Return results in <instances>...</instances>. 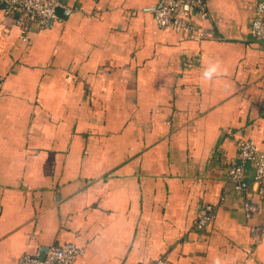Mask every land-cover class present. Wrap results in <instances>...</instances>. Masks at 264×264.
Listing matches in <instances>:
<instances>
[{
	"label": "crops",
	"instance_id": "0c3cea01",
	"mask_svg": "<svg viewBox=\"0 0 264 264\" xmlns=\"http://www.w3.org/2000/svg\"><path fill=\"white\" fill-rule=\"evenodd\" d=\"M203 1L204 37L156 27L159 0H56L25 39L0 12V264L67 242L70 264H264V181L228 176L240 140L264 150L259 0Z\"/></svg>",
	"mask_w": 264,
	"mask_h": 264
},
{
	"label": "built area",
	"instance_id": "2783aa9c",
	"mask_svg": "<svg viewBox=\"0 0 264 264\" xmlns=\"http://www.w3.org/2000/svg\"><path fill=\"white\" fill-rule=\"evenodd\" d=\"M56 0H0V12L9 15L20 30L22 39L30 23L36 22L38 27L45 25L56 18ZM203 0H159L152 9V17L156 26L160 29H174L193 33L196 37L207 35L201 22L206 17ZM250 34L253 38L264 39V0L257 3L255 17L250 25ZM254 161V181H264V150L257 147L249 140H240L235 160L228 170L229 178L234 182L236 190L241 189V180L244 167L248 161ZM254 210L251 203L246 202L247 216ZM215 217L213 204L201 205L196 213L194 221L198 229L207 226ZM252 231H262L254 227ZM43 256L41 257V251ZM34 254H24L23 264H70L77 256L83 253V248L75 243L67 242L61 245H48ZM147 264H169L159 256Z\"/></svg>",
	"mask_w": 264,
	"mask_h": 264
},
{
	"label": "clouds",
	"instance_id": "9594fccd",
	"mask_svg": "<svg viewBox=\"0 0 264 264\" xmlns=\"http://www.w3.org/2000/svg\"><path fill=\"white\" fill-rule=\"evenodd\" d=\"M221 71V65L219 61L212 62L208 65L203 73V77L207 81H211L214 76H217ZM214 264H220L219 259H217Z\"/></svg>",
	"mask_w": 264,
	"mask_h": 264
},
{
	"label": "trees",
	"instance_id": "16d2710c",
	"mask_svg": "<svg viewBox=\"0 0 264 264\" xmlns=\"http://www.w3.org/2000/svg\"><path fill=\"white\" fill-rule=\"evenodd\" d=\"M259 1H261V0H259ZM259 1H258V2H259ZM258 2H257V3H258ZM12 19H13V18H12ZM153 21H154V20H153ZM154 23H155V22H154ZM155 26H156V24H155ZM156 27H157V26H156ZM26 32H27V30H26ZM26 32L24 33L25 36H26ZM212 221H213V220H212ZM212 221H211V222H212ZM211 222H210V223H211Z\"/></svg>",
	"mask_w": 264,
	"mask_h": 264
},
{
	"label": "water",
	"instance_id": "95a60500",
	"mask_svg": "<svg viewBox=\"0 0 264 264\" xmlns=\"http://www.w3.org/2000/svg\"><path fill=\"white\" fill-rule=\"evenodd\" d=\"M43 251H44V249H42V251H41V255H40L41 257H42V256H43V254H44V253H43Z\"/></svg>",
	"mask_w": 264,
	"mask_h": 264
}]
</instances>
